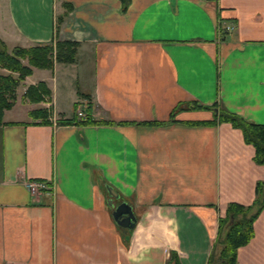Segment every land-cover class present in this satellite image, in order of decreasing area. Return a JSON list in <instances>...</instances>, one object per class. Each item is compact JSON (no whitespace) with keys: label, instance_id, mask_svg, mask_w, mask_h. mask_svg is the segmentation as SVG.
I'll list each match as a JSON object with an SVG mask.
<instances>
[{"label":"crops","instance_id":"obj_1","mask_svg":"<svg viewBox=\"0 0 264 264\" xmlns=\"http://www.w3.org/2000/svg\"><path fill=\"white\" fill-rule=\"evenodd\" d=\"M56 41L78 43L74 61L32 67L0 123V264H209L218 219L253 202L264 165L213 109L187 107L264 124V0H0V48ZM39 82L48 101L20 100ZM120 201L133 229L111 216ZM252 228L235 264H264V207Z\"/></svg>","mask_w":264,"mask_h":264},{"label":"trees","instance_id":"obj_2","mask_svg":"<svg viewBox=\"0 0 264 264\" xmlns=\"http://www.w3.org/2000/svg\"><path fill=\"white\" fill-rule=\"evenodd\" d=\"M125 2V0H123ZM61 21V18L60 20ZM78 43L72 41H56L55 45L35 46L31 48H14L11 55L6 53V49H0V65L11 72L17 73V76L8 74L0 76V123L5 109L12 106L10 99L15 98L14 92L17 85L25 76L31 74L30 67L51 68L54 62L72 63L75 59L76 47ZM26 58L27 66L23 65L19 59ZM50 95V90L43 82L37 85L27 87L23 94L24 99L32 103L44 101L45 97ZM214 107V106H213ZM192 110L213 109V119L207 123L216 124L217 122H227L232 127L242 132L246 144L254 147L253 160L257 164L264 165V124L252 123L246 121L241 116L221 108H212L198 104H191L187 107ZM216 110V111H215ZM31 114L42 119V122L48 121V112L46 109L33 110ZM173 118L174 112L171 113ZM88 121V118L86 119ZM85 120H77L74 116L71 119H59L60 124L84 123ZM205 123V122H202ZM143 124H160V122H144ZM264 207V182L260 181L255 186V197L253 202L244 206L235 202L227 205L224 217L218 219V226L226 227L223 240L218 242L220 251L216 263L210 258L209 264H235L237 249L246 244L253 235L252 224Z\"/></svg>","mask_w":264,"mask_h":264},{"label":"water","instance_id":"obj_3","mask_svg":"<svg viewBox=\"0 0 264 264\" xmlns=\"http://www.w3.org/2000/svg\"><path fill=\"white\" fill-rule=\"evenodd\" d=\"M106 190L108 191L110 196L113 197V199H119V195L114 191L112 187L106 186ZM109 202L111 203L112 199H110ZM111 216L114 222L122 228L133 229L135 226V215L132 211L131 206L125 201H120L118 204H115Z\"/></svg>","mask_w":264,"mask_h":264},{"label":"rangeland","instance_id":"obj_4","mask_svg":"<svg viewBox=\"0 0 264 264\" xmlns=\"http://www.w3.org/2000/svg\"><path fill=\"white\" fill-rule=\"evenodd\" d=\"M1 49V48H0ZM12 52H13V50H11V51H6V53L7 54H9V55H11L12 54ZM20 60V62L23 64V65H25V66H27L29 63H28V60L26 59V58H24V59H19ZM2 61L0 60V63H1ZM55 63V62H54ZM57 63H61V62H57ZM30 65V64H29ZM31 68V72H32V67H30ZM36 68V67H35ZM53 68H54V64H53V66L51 67V68H48V70H53ZM40 69H45V68H40ZM8 74H11V75H13V76H17V73H14V72H11V71H9L8 69H6V68H4V67H2L1 65H0V76H6V75H8ZM28 76V75H27ZM26 77V76H25ZM25 79V78H24ZM23 79V80H24ZM22 80V81H23ZM21 82V81H20ZM44 83V82H43ZM38 84V83H37ZM37 84H35V85H37ZM19 85V84H18ZM17 85V86H18ZM34 85V86H35ZM31 86V85H30ZM46 86V85H45ZM17 88V87H16ZM16 88H15V92H14V95H15V98H13V99H10V101L12 102V105L14 104V102L15 101H19V98H17L16 97ZM26 90H27V88H26ZM25 90V91H26ZM20 91H21V99L20 100H22V101H28V99H24L23 98V94H22V89L20 88ZM49 97H50V95H48V96H46L45 97V100L44 101H48L49 100ZM30 102V101H29ZM41 102V101H40ZM45 103H47V102H45ZM42 107L44 106L43 104L41 105ZM45 107V106H44ZM40 109H43V108H40ZM55 119H57L56 117H54V120H53V122H56L57 120H55ZM242 133V132H241ZM243 136V135H242ZM245 142V141H244ZM225 232H226V227H219L218 226V229H217V235H216V242H220V241H222L223 240V237H224V234H225ZM220 251V250H219ZM212 254L214 255L213 256V259L214 260H212L213 262H215L216 263V261H217V249L215 250V248H214V250H213V252H212ZM219 254V253H218ZM216 256V257H215ZM212 259V258H211Z\"/></svg>","mask_w":264,"mask_h":264},{"label":"built area","instance_id":"obj_5","mask_svg":"<svg viewBox=\"0 0 264 264\" xmlns=\"http://www.w3.org/2000/svg\"><path fill=\"white\" fill-rule=\"evenodd\" d=\"M227 30H229V27H227ZM77 116L84 120L85 118V114L82 111L77 112ZM27 187L32 191V192H36L39 190H43V189H48V186L46 183L44 182H37V181H28L27 182Z\"/></svg>","mask_w":264,"mask_h":264}]
</instances>
